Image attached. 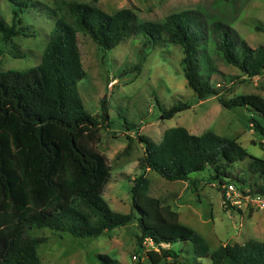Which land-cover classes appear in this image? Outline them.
Wrapping results in <instances>:
<instances>
[{"label":"trees","instance_id":"16d2710c","mask_svg":"<svg viewBox=\"0 0 264 264\" xmlns=\"http://www.w3.org/2000/svg\"><path fill=\"white\" fill-rule=\"evenodd\" d=\"M98 1H63L51 8L33 0H10L12 22L0 15L5 44L34 34L22 24L29 12L37 10L55 22L38 66L0 72V264H42L39 248L47 239L34 237L36 230L93 240L136 221L139 241L151 239L163 258L177 259L178 264H201V259H211L212 264H264V242L249 240L212 250L201 234L180 222L178 212L150 195L149 172L196 187L191 175L209 170L221 185L232 178L240 189L264 196V160L250 156L238 139L212 131L197 136L184 127L168 129L160 143L141 136L145 154L141 175L133 180L132 211L112 210L104 198L112 169L96 149L101 128L112 125L109 103L104 97L96 116L84 106L78 84L87 73L78 35H88L104 53L132 37H142L145 49L164 42L180 47L187 86L200 100L221 93L214 83L218 70L213 56L252 79L264 75V45L251 47L238 32L203 12L143 21L128 8L109 14ZM220 104L225 109L251 108L258 115L257 132L264 138L262 97L241 95L221 99ZM188 109V104L175 105L162 110L161 117L170 120ZM248 159L249 178L231 176L229 169ZM180 244L189 249L173 248ZM97 260L123 264L107 254H98Z\"/></svg>","mask_w":264,"mask_h":264},{"label":"rangeland","instance_id":"374dc122","mask_svg":"<svg viewBox=\"0 0 264 264\" xmlns=\"http://www.w3.org/2000/svg\"><path fill=\"white\" fill-rule=\"evenodd\" d=\"M56 8L66 2L91 4L92 0H33ZM97 6L114 14L132 9L143 21H163L184 11L203 12L208 18L221 20L253 48L264 45V0H99ZM13 4L0 0V15L10 24ZM31 37H16L5 44L0 34V72L25 71L38 66L49 42L55 22L37 10L22 18ZM82 63L87 73L79 92L88 113H101V101L109 103L111 128H101V142L96 149L105 156L112 169V179L104 198L115 212L132 211L133 180L141 175L140 161L145 136L160 143L165 131L184 127L193 135L212 131L219 136L238 139L250 156L264 160V138L257 132L251 108L225 109L220 100L241 95H258L264 99V75L249 79L239 69L213 56L217 67L216 82L220 95L200 100L187 86L180 47L167 42L145 49L142 37L125 40L116 49L104 53L86 34L78 35ZM20 56H16L19 54ZM24 56V57H23ZM188 104L190 109L170 120L162 119V110ZM249 159L233 165V177L249 178ZM212 171L195 173L193 187L188 182H170L149 172L150 195L162 200L179 213L182 224L201 234L212 250L223 245L244 244L249 240L264 242V213H233L223 206L222 187ZM232 178L225 179L231 181ZM196 191V192H195ZM34 237L47 239L39 248L42 264H99L98 254H107L123 264H178L177 259L163 258L157 246L139 241L137 221L117 228L93 240H78L49 230H36ZM168 250V245H163ZM186 252L189 247L175 245ZM137 258L135 260L134 258ZM201 264H212L201 259Z\"/></svg>","mask_w":264,"mask_h":264},{"label":"built area","instance_id":"2783aa9c","mask_svg":"<svg viewBox=\"0 0 264 264\" xmlns=\"http://www.w3.org/2000/svg\"><path fill=\"white\" fill-rule=\"evenodd\" d=\"M221 187L223 206L228 211L264 213V196L242 190L230 181H226ZM147 244L156 246L151 239H145L143 245L147 246ZM134 259L137 260L136 257Z\"/></svg>","mask_w":264,"mask_h":264},{"label":"crops","instance_id":"0c3cea01","mask_svg":"<svg viewBox=\"0 0 264 264\" xmlns=\"http://www.w3.org/2000/svg\"><path fill=\"white\" fill-rule=\"evenodd\" d=\"M233 213H237V212H233ZM238 213H240V212H238ZM245 213H246V211H245ZM179 214V213H178Z\"/></svg>","mask_w":264,"mask_h":264}]
</instances>
